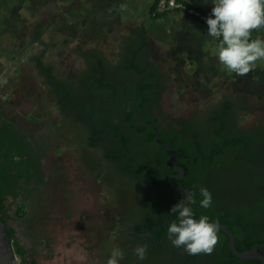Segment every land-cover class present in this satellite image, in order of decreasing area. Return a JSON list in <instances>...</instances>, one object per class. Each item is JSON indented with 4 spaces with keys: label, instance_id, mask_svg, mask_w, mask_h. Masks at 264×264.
<instances>
[{
    "label": "flooded vegetation",
    "instance_id": "flooded-vegetation-1",
    "mask_svg": "<svg viewBox=\"0 0 264 264\" xmlns=\"http://www.w3.org/2000/svg\"><path fill=\"white\" fill-rule=\"evenodd\" d=\"M38 33L39 50L29 49L28 62L33 60L50 101L48 131L30 130L28 121L36 115L0 98V200L16 219L13 229L20 208L43 197L60 167L50 142L55 138L65 140L72 161L99 176L101 192L119 201L117 224L100 242L108 258L119 247V264H236L215 250L189 255L168 240L167 229L177 218L172 207L190 198L197 219H228L236 225V246L264 255V107L239 95L169 116L163 103L170 77L142 29L120 35L112 59L100 50L82 52L77 68L65 76L45 63L48 47ZM252 115L255 122L248 120ZM200 187L212 194L209 208L200 206ZM220 231L216 247L227 236ZM137 245L148 246L143 260L134 253Z\"/></svg>",
    "mask_w": 264,
    "mask_h": 264
},
{
    "label": "rangeland",
    "instance_id": "rangeland-1",
    "mask_svg": "<svg viewBox=\"0 0 264 264\" xmlns=\"http://www.w3.org/2000/svg\"><path fill=\"white\" fill-rule=\"evenodd\" d=\"M194 1L181 0L200 13L201 8L212 10L214 6L212 0ZM127 3L129 11L123 14L121 5ZM142 9L140 0H0V98L5 96L14 109L36 115V119L28 116L33 120L28 121L30 130L48 131L53 118V113L46 110L50 101L33 60L28 62L29 49L33 53L39 50L36 32L48 47L45 63L65 76L77 68L82 52L100 50L111 59L116 57L117 35L140 28L143 36L153 42L170 77V90L163 103L167 115H187L197 105L203 107L213 99L239 95L264 107V58L256 61L246 76L227 73L214 60L217 51L205 54L201 45L192 51V45L185 41L194 37L193 32L198 33L191 25L196 15L182 10L163 14L156 8L144 18ZM185 16L190 21L191 35L182 33L181 18ZM196 18L199 27H207L206 21ZM88 43L97 49L83 47ZM195 52L198 55H193ZM248 120L255 122L256 116ZM50 142L58 149L60 167L51 175L41 193L43 197L20 208L12 241L17 258L21 264H107L100 242L117 224L119 201L101 192L99 176L95 178L81 162L72 161L63 149L64 139L53 138ZM20 249L25 257L18 254Z\"/></svg>",
    "mask_w": 264,
    "mask_h": 264
},
{
    "label": "clouds",
    "instance_id": "clouds-1",
    "mask_svg": "<svg viewBox=\"0 0 264 264\" xmlns=\"http://www.w3.org/2000/svg\"><path fill=\"white\" fill-rule=\"evenodd\" d=\"M207 2V0H205ZM213 8L207 17L208 36L218 40L217 56L224 68L237 76H246L253 71L256 61L264 58V39L253 38V30L264 25V0H212ZM123 8V5H121ZM200 206H212L213 197L206 187H200ZM194 199H183L171 209L177 214L167 229V238L177 248H183L189 255L211 254L218 243L219 223L207 215L197 219L191 204ZM147 245L134 249L138 259L146 258ZM124 253L114 247L107 264H119Z\"/></svg>",
    "mask_w": 264,
    "mask_h": 264
},
{
    "label": "trees",
    "instance_id": "trees-1",
    "mask_svg": "<svg viewBox=\"0 0 264 264\" xmlns=\"http://www.w3.org/2000/svg\"><path fill=\"white\" fill-rule=\"evenodd\" d=\"M158 1L159 0H156L152 11H154V9L157 8ZM178 1H181V0H178ZM186 5H188V4H186ZM188 6H190V5H188ZM190 7H192V5ZM178 11L179 10H177V12ZM201 11H202L201 13L203 15H205L206 17H208L211 14V10H202L201 9ZM192 17L194 19H197L196 16H192ZM263 32H264V25H262L260 29L253 30L252 37L253 38L260 37L261 38V34ZM217 43H218V40H217ZM7 211H8V209L5 206L2 205V200H0V214H1L2 220H3L4 224H5L6 232H8V236L10 237L11 242H12V241H14L15 236H16V230L13 229V227H12L16 223V219L14 217H12L10 214H8ZM217 219H218L217 221L219 223L227 226L236 235V225L230 223L228 221V219H226V218H217ZM210 220L213 221L212 219H210ZM254 242H257V240L251 241V243H254ZM263 242H264V240L261 243H263ZM250 245H252V244H250ZM237 248H238L239 251L244 252V251L250 250L251 247L249 245H242L241 243L238 242ZM214 250H215V252L220 251L222 253V257L223 258H225L227 256H230V257L233 256L235 259H237V263L236 264H246V263L248 264L247 261L236 257L234 254H231L232 251H231V248H230L229 238L227 236L222 238L221 243L217 247L215 246ZM18 254L20 256H22V257H25V251L23 249L18 250ZM213 264H221V262H214ZM256 264H262V263L259 261V263L256 262Z\"/></svg>",
    "mask_w": 264,
    "mask_h": 264
},
{
    "label": "crops",
    "instance_id": "crops-1",
    "mask_svg": "<svg viewBox=\"0 0 264 264\" xmlns=\"http://www.w3.org/2000/svg\"><path fill=\"white\" fill-rule=\"evenodd\" d=\"M140 1L143 3V9H142V14L143 15L142 16L144 18H148L147 16H148V14L150 12L149 10H153V7H154V4H155V1L156 0H140ZM150 1H152V2H150ZM189 1L195 2L194 0H189ZM196 3L200 4V1H198ZM196 3H194V5ZM122 5H123V8L122 9H124L123 10V14H126V12L128 13L129 8H130V5L128 3L127 4H122ZM198 8H200V7L198 6ZM125 10H126V12H125ZM190 18H192V17H190ZM181 20H182V22H184V25H183V28H182L183 29V32L182 33H184L185 35H188V34L192 33L190 31L191 30L190 27H189L190 21L188 20V17L187 16L182 17ZM130 21H131L130 23H133L134 22V19L133 20L130 19ZM49 22H50V20H49ZM49 22H48V25H47L48 28L50 26V23ZM182 22L179 24V27L182 24ZM192 22H194L195 24L191 23V25L193 27H196L195 29L198 30L197 31L198 33H194L193 32L192 35H194V37H192V38H186L185 39V41H187L188 43H190L192 45L191 50L192 51H196L197 50V47L201 45V49L204 48L205 54H209V53L213 54V53H216L215 52L216 51L215 49L217 48L218 43L214 40L213 37H210V36L207 35L208 34V28L205 27L204 25L202 27L201 26L199 27V25L196 23L197 22L196 19H193L192 18ZM132 25H135V24H132ZM203 27L205 28V31H203ZM185 29H186V31H185ZM45 31H47V29H45ZM120 35L121 34H118L117 36L119 37ZM172 40H174V39H172ZM83 47L90 48V49H97L96 46L93 45V44H91V43H88L87 45H84ZM193 55H198V53L195 52V53H193ZM214 60L219 61L218 60V57L215 58ZM227 73H229V71Z\"/></svg>",
    "mask_w": 264,
    "mask_h": 264
},
{
    "label": "water",
    "instance_id": "water-1",
    "mask_svg": "<svg viewBox=\"0 0 264 264\" xmlns=\"http://www.w3.org/2000/svg\"><path fill=\"white\" fill-rule=\"evenodd\" d=\"M219 230L223 231L230 239V247L233 253L243 259H260L264 264V255L256 249L241 252L236 246L235 236L232 231L225 225L219 223ZM0 264H21L14 251L12 242L8 233L6 232L5 224L0 215Z\"/></svg>",
    "mask_w": 264,
    "mask_h": 264
},
{
    "label": "built area",
    "instance_id": "built-area-1",
    "mask_svg": "<svg viewBox=\"0 0 264 264\" xmlns=\"http://www.w3.org/2000/svg\"><path fill=\"white\" fill-rule=\"evenodd\" d=\"M157 9H158V13H163V14L172 11L182 10L188 12L189 14L196 15L204 21H206L207 19V17L202 13L197 12L194 8L178 0H159Z\"/></svg>",
    "mask_w": 264,
    "mask_h": 264
}]
</instances>
